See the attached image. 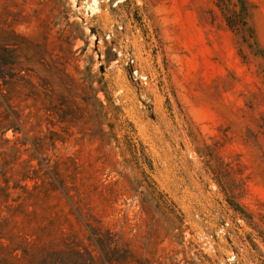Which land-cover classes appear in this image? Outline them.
Returning <instances> with one entry per match:
<instances>
[{"label": "rangeland", "instance_id": "obj_1", "mask_svg": "<svg viewBox=\"0 0 264 264\" xmlns=\"http://www.w3.org/2000/svg\"><path fill=\"white\" fill-rule=\"evenodd\" d=\"M73 1L0 0V264H108L94 219L153 264H264V0ZM106 96L182 231L126 191Z\"/></svg>", "mask_w": 264, "mask_h": 264}, {"label": "trees", "instance_id": "obj_2", "mask_svg": "<svg viewBox=\"0 0 264 264\" xmlns=\"http://www.w3.org/2000/svg\"><path fill=\"white\" fill-rule=\"evenodd\" d=\"M3 83H8L3 77ZM99 114L102 112L103 116L108 118L109 132L101 133L99 130V137L102 136L107 144H111L112 149H115L121 157L122 175L127 181V189L129 196H138L140 202V212L145 217L153 222H157L156 214L164 219V222L172 229H179L182 231L183 215L177 208L175 203L170 200L166 194L160 191L152 176L153 161L149 156L146 147L137 139L131 125L120 119V111L117 105L106 96V104L98 101ZM101 124V123H98ZM122 132L120 136L115 131ZM115 182H108L101 185V191H104L105 199L109 200L110 196H115ZM61 187L64 188V183L61 181ZM66 188V187H65ZM105 200V202H107ZM93 243L99 248L103 259L108 264H153L151 260L141 257L140 254L133 249L127 241H124L121 236L104 228L98 219H94ZM147 232V244L151 243L150 238L155 235V231L149 227ZM152 232H151V231ZM172 259L173 256H168ZM158 264H163L158 262ZM174 264V263H172ZM187 264L190 262L187 261Z\"/></svg>", "mask_w": 264, "mask_h": 264}, {"label": "built area", "instance_id": "obj_3", "mask_svg": "<svg viewBox=\"0 0 264 264\" xmlns=\"http://www.w3.org/2000/svg\"><path fill=\"white\" fill-rule=\"evenodd\" d=\"M91 1L92 0H84V1L80 2L78 4V6H77V3L75 0L72 2V6H74V8H76L78 18L80 20H81V17H82V19L86 20V18L88 16H92L99 11L98 1L96 0L95 5H91L92 4Z\"/></svg>", "mask_w": 264, "mask_h": 264}, {"label": "bare ground", "instance_id": "obj_4", "mask_svg": "<svg viewBox=\"0 0 264 264\" xmlns=\"http://www.w3.org/2000/svg\"><path fill=\"white\" fill-rule=\"evenodd\" d=\"M91 3H92L91 5H95V4H96V2H95V3H93V1H91Z\"/></svg>", "mask_w": 264, "mask_h": 264}]
</instances>
